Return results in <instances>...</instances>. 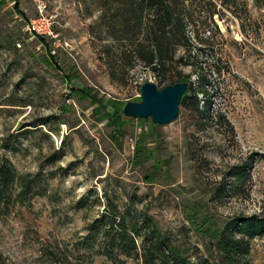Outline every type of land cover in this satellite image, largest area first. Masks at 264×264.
Wrapping results in <instances>:
<instances>
[{
  "label": "rangeland",
  "instance_id": "374dc122",
  "mask_svg": "<svg viewBox=\"0 0 264 264\" xmlns=\"http://www.w3.org/2000/svg\"><path fill=\"white\" fill-rule=\"evenodd\" d=\"M17 1L24 17L14 0L0 5V159L32 178V192L18 199L16 182L0 213L4 264H141L110 259L100 228L88 229L131 205L188 254L197 247L216 261L209 232L264 219V3L170 0L188 47L168 45L166 75L188 76L194 88L203 78L196 96L205 114L179 105L163 125L123 117L114 140L96 105L71 95L68 83L95 92L98 105L136 101L147 80L164 85L130 41L116 40L137 32L131 16L116 22V0ZM40 5L57 44L24 30ZM247 241L242 264H264V232Z\"/></svg>",
  "mask_w": 264,
  "mask_h": 264
},
{
  "label": "trees",
  "instance_id": "16d2710c",
  "mask_svg": "<svg viewBox=\"0 0 264 264\" xmlns=\"http://www.w3.org/2000/svg\"><path fill=\"white\" fill-rule=\"evenodd\" d=\"M255 2L264 3V0H255ZM3 4L4 0H0V5ZM114 4L113 17L116 22L118 21L119 25L127 24L129 20L127 17L130 15L137 29L136 33L132 29L129 34H122L116 40L118 42L128 40L131 45H134V56L155 73L158 84L165 86L178 81H186L188 87L183 92L179 105L194 110L197 114H205V108L200 105L196 96L198 93L202 95L205 93L204 79L202 78L199 86L194 88L188 76H178L172 80L166 75L168 54L172 56L174 52L173 48L168 49V45L188 47L185 34L186 24L183 17H180L176 11L175 2L172 3L170 0H116ZM14 9L24 17L19 10L17 0H14ZM141 24L145 26L144 35L142 40L137 41ZM125 31L126 29L123 30ZM36 37L46 41L44 37ZM46 46V49H49L48 44ZM50 56L53 58V55ZM64 78L70 79L68 74H65ZM69 82L71 95L87 98L92 105L95 104L94 112L103 114L102 118H106V123L111 127L110 136L118 140L124 117L121 109L125 102L118 103L113 100L98 105L101 100L97 98L95 92L84 87H75L72 81ZM135 100L139 101L140 98ZM16 182L20 187L17 191L18 199H25L32 192V178L29 175L27 178L19 177L6 158L0 159V213L6 210L12 196V187ZM95 226L100 228L99 233L106 241L103 246L104 255L110 259L115 258L116 255H122L127 258L140 259L141 264H242V260L249 251L247 240L264 232V219L254 215L238 218L209 232L208 239L214 241L213 246L219 254L217 261L211 257V254H198L197 247H193L194 252L188 254L187 249L175 244L168 232L158 229L151 216L137 211L133 205L126 206L122 212L115 210L110 214H101L89 224L88 229L93 230ZM206 251L210 252L208 246ZM0 264H4L1 254Z\"/></svg>",
  "mask_w": 264,
  "mask_h": 264
},
{
  "label": "water",
  "instance_id": "95a60500",
  "mask_svg": "<svg viewBox=\"0 0 264 264\" xmlns=\"http://www.w3.org/2000/svg\"><path fill=\"white\" fill-rule=\"evenodd\" d=\"M187 87L186 81L160 88L152 81H144L140 84V100L126 101L121 113L128 118H150L158 125L169 123L176 117L181 96Z\"/></svg>",
  "mask_w": 264,
  "mask_h": 264
},
{
  "label": "built area",
  "instance_id": "2783aa9c",
  "mask_svg": "<svg viewBox=\"0 0 264 264\" xmlns=\"http://www.w3.org/2000/svg\"><path fill=\"white\" fill-rule=\"evenodd\" d=\"M43 8L44 6L40 5L36 16L28 18L24 30L33 36L52 39L51 41L57 44V35L52 30V20L46 13H44Z\"/></svg>",
  "mask_w": 264,
  "mask_h": 264
}]
</instances>
